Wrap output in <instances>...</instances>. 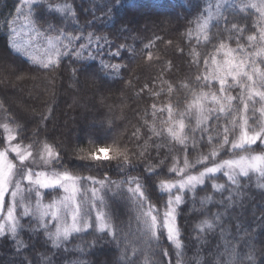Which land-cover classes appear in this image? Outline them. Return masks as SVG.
<instances>
[{
  "label": "trees",
  "instance_id": "1",
  "mask_svg": "<svg viewBox=\"0 0 264 264\" xmlns=\"http://www.w3.org/2000/svg\"><path fill=\"white\" fill-rule=\"evenodd\" d=\"M33 3L30 29L47 45L41 60L13 45L14 20L23 1L0 0V50L9 58L8 66L25 76L15 77L1 67L16 78L12 89L0 85L3 120L18 124L15 143L35 151L41 145L54 148L57 156L50 167L82 178L83 188L89 185L86 177L131 181L107 193L105 199L128 202L105 201L106 230L99 232L92 222L87 232L71 235L61 246L42 225L37 227L36 218H19L15 233L0 235V264H264V179L217 176L183 192L176 212L178 248L162 228H143L148 219L141 230L135 227L141 221L131 188L138 187L150 204L165 209L169 196L162 190L176 180V167L195 164L198 152L209 160V151L224 142L233 118L240 117V101L252 108L244 81L243 87L224 88L222 96L205 79L209 67L227 57L262 72L264 0ZM15 92L31 114L27 107L22 111L6 103V98L16 103ZM203 92L218 98L222 111L202 131L193 132L189 105ZM68 111L79 136L61 132ZM178 121L184 126L181 142L175 136ZM102 145L113 148V162L86 160L91 147ZM263 151L247 146L237 154Z\"/></svg>",
  "mask_w": 264,
  "mask_h": 264
},
{
  "label": "rangeland",
  "instance_id": "2",
  "mask_svg": "<svg viewBox=\"0 0 264 264\" xmlns=\"http://www.w3.org/2000/svg\"><path fill=\"white\" fill-rule=\"evenodd\" d=\"M22 1V6L25 7L14 20L13 45L20 52H26L28 55L37 54L41 60L40 58L46 55L47 45L44 40L38 39L31 31L29 18V6L36 3H33L35 0ZM148 58H145L144 61ZM7 61L9 58L0 50V85L8 84L12 89V81L16 80L15 77L25 76L16 74L19 71L18 67H9ZM2 65L3 69L7 68L16 76L4 73ZM256 68L254 69L248 64H241L237 58L231 57H227L221 62H214L209 67L205 80L209 85H215L222 96L224 88L238 87L244 81L245 90H248L247 96L254 102L252 108L244 100L240 101V117L233 118L229 130L223 138L224 142L209 151V160L204 159L202 153L198 152L195 155V164L190 165L189 168L185 166L177 169L176 167V180L166 184L162 190L169 196L166 208L161 209L162 211L146 200L145 192H141L138 187H131L134 191L133 198L137 202L138 219L141 221V223L137 221L135 225L138 230H141V224L145 223L144 220L148 219V225L142 226L143 228L148 227L152 232L162 228L166 239L178 248L180 245L176 212L181 205L183 192L195 190L198 186H202L204 180L217 176L230 181L248 175L264 179V153L237 154L247 146L251 148L264 147V67H262V72L258 66ZM2 72L8 75L6 81H2V76L5 77ZM67 88L72 92L75 90L74 84L67 85ZM208 95L203 92L189 105V113L192 116L190 128L193 132L202 131L209 124L211 117L222 111V106H219L222 104L216 102L218 98L215 100L214 95L208 98ZM6 100L10 106L13 104L21 107L22 111L26 110L23 107H27L28 114H31L30 107L28 104L25 106L22 103V98L18 93L14 95L16 103L7 98ZM249 112L250 117L248 116ZM4 116L0 111V131L4 142V149L0 148V235L15 233L18 229L19 218L31 220L32 217L36 218L37 227L42 225L44 227L42 230L47 231L50 236L52 235L53 243L60 246L66 243L71 235L87 232L92 222H95L93 226L99 232L106 230V220L101 211L105 201L120 204H126L128 201H121L113 197L105 199V197L107 193H114L124 181L130 182L131 178L118 177L116 180H110L105 175L102 179L86 177V183L89 185L87 188H83L80 184L82 178L50 167L49 163L53 162L57 156L54 148L51 150L50 147L41 145L35 151L32 146L30 148L15 143L14 129L18 127V124L4 121ZM11 117L17 119L16 114H11ZM69 119L70 111L67 112L66 121L60 122L61 132L68 133L71 137L79 136V129L72 126L71 119ZM19 121L21 120L19 119ZM92 126L95 127L91 124L90 127ZM183 127V124L178 121L176 125L178 131L175 130L177 142L183 140L181 138ZM109 147L108 145L91 147L92 150L86 160L98 163L113 162L117 157L113 154V148ZM9 154L13 156L12 160L9 158ZM218 187L217 185L216 188ZM129 204L132 206L131 201ZM120 207L116 209L121 210L122 207ZM261 209L264 212V203H262ZM253 210L254 208L251 209V212ZM135 227L132 226L133 232H135ZM143 239L145 241V238Z\"/></svg>",
  "mask_w": 264,
  "mask_h": 264
}]
</instances>
